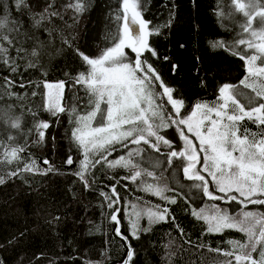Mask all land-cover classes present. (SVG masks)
<instances>
[{
  "label": "trees",
  "instance_id": "16d2710c",
  "mask_svg": "<svg viewBox=\"0 0 264 264\" xmlns=\"http://www.w3.org/2000/svg\"><path fill=\"white\" fill-rule=\"evenodd\" d=\"M240 1L247 5L244 10L234 0H146L143 16L160 29V34L149 37L157 57L150 53L145 56L165 83L173 87L174 98L184 99L182 112L187 109L190 113L197 102H215L219 86L224 82L239 84L245 77L246 60L239 55L250 56L253 51L247 44L240 45L239 40H246L249 29L263 21L260 15L252 21L249 16L264 10V0H255L253 7L249 0ZM75 2L27 0V9L21 12L16 0H0V20L7 21L0 28V37H7L0 38V49H7L0 53V177L6 180L0 185V260L5 264H120L130 244L135 250L133 264H227L228 257L235 255L225 257V252L238 254L229 241L247 243V235L235 229L208 232L205 220L193 216L192 210L204 209L205 213L216 206L237 217L250 210L264 219V206L245 207L239 201H213L204 196L195 187L201 182L185 177L184 158L168 162L171 150H183L175 126L159 129L160 135L172 142L171 149L161 144L157 152L143 142L136 145L130 141L125 142L126 146H115L109 160L121 155L128 158L129 151H139L130 158L135 169L96 165L91 170L90 189H85L74 174L83 151L71 136L75 125L70 116L86 115L90 109L87 85L76 82L78 75H86L90 68L76 49L96 58L121 23L116 19L121 0H87L88 7L82 13L68 7ZM49 4L52 7L45 12ZM52 12L59 15L53 16ZM5 77L14 83H7ZM59 82L64 83L60 103L66 113L53 115L45 105L44 85ZM240 87L246 94L255 95L251 89ZM164 104L171 111L166 98ZM102 107L106 105L102 103ZM42 122L50 127L43 130L44 140L38 143L37 126ZM242 124L241 132L243 128L258 135L264 132V127L251 120L245 119ZM13 148L23 151L6 163L5 153ZM70 155L76 161L71 166L65 162ZM44 159L57 170L47 175L25 171L33 162L41 170L47 168ZM136 170L142 175L133 181L130 177ZM13 171L16 176L11 175ZM206 179L210 190H214L211 179ZM111 185L121 197L117 205L122 210L119 225L111 221L113 210L101 195L110 194ZM148 185L166 186L169 191L164 195L177 203L169 204L153 191H146ZM155 205L167 208L175 220L170 217L167 222L150 224L146 212L149 208L156 211ZM136 213L141 214L139 226L150 228L138 232V238L130 235ZM117 227L129 236L127 241L116 235ZM256 227L258 233L259 225ZM253 257L258 259L256 253Z\"/></svg>",
  "mask_w": 264,
  "mask_h": 264
},
{
  "label": "snow or ice",
  "instance_id": "6c2138e0",
  "mask_svg": "<svg viewBox=\"0 0 264 264\" xmlns=\"http://www.w3.org/2000/svg\"><path fill=\"white\" fill-rule=\"evenodd\" d=\"M27 6V0H16V8L19 11H25ZM249 6H255V0H249ZM51 7L49 4L44 11L48 12ZM68 7L82 13L87 9L88 3L87 0H76ZM239 7L241 10L244 9V5ZM145 9L146 0H121L116 15V19L121 23L112 41L110 43L106 41L105 49L96 58H90L88 54L76 49L78 56L90 68L86 75L81 72L76 79L77 83L87 85L90 110L86 115L70 116V122L75 125L71 136L77 147L83 151V158L79 161V168L74 174L84 183L85 189H90L91 170L96 165L107 164L111 168L131 166L135 169L136 166L132 164L130 158L139 155V151L135 153L129 151L128 158L121 155L118 159L109 160L115 146L117 144L126 146L125 142L130 141L136 145L143 142L157 152L160 151L161 144L171 149L172 142L164 135H160L159 129L175 126L179 138L183 141L184 150H171L167 154L168 162L171 163L172 158H186L187 164L183 167V173L187 179L201 182L195 187L200 189L204 196L213 201L226 199L230 202L239 201L245 207L247 204L264 206V132L258 135L250 133L247 128H243L241 132L245 119L251 120L258 127L264 126V79L260 80L259 86L254 79L264 77V67L256 66L258 61L264 64V42L254 44L240 39V45L247 44L248 48H255L259 53L250 56L246 53L239 55L241 60H246L247 75L239 80V84L224 82L218 87L215 102L211 104L197 102L189 114L187 109L181 111L185 108L184 99L174 98L173 87L165 83L158 69L145 56V53H150L152 57H157L156 50L149 43V37L160 34V29L144 18ZM51 15L57 16L59 13L52 12ZM6 22L0 20V28L4 27ZM252 35H259L264 41V32H253ZM6 51L7 49H0V53ZM4 63L7 64V61ZM176 67L175 64L172 65L173 70ZM12 71L16 69L13 68ZM5 81L9 84L14 83L8 77H5ZM240 86L251 89L255 95L246 94ZM20 87H23V84ZM44 87L49 90L47 107L53 115L66 113L65 107L60 103L64 83H45ZM165 97L167 104L171 105V111L164 104ZM102 103L106 107H102ZM93 121L103 126H93ZM49 127L47 122L37 126L38 143L44 140L43 130ZM185 128L187 133L199 142V152L197 145L186 134ZM151 138H154V141ZM21 151L22 148H13L11 152L5 153V162L17 159V153ZM199 153H203L202 161ZM65 162L69 166L76 163L71 155ZM43 163L48 167L41 170L33 162L25 167V171L47 175L48 172L57 170L47 159H44ZM198 164L201 165L199 170L196 169ZM201 173H207L211 177L214 190H210L209 180ZM11 175L16 176L17 173L13 171ZM141 175L142 172L136 170L130 178L136 181ZM147 175L152 176L153 173L148 172ZM5 183L6 180L0 177V185ZM110 188V194L102 192L101 195L108 202L107 207L113 210L110 214L111 221L119 225L118 216L122 210L117 205L120 204L121 197L115 185H111ZM145 190L153 191L169 204L177 203L176 199L164 195L169 191L166 186L153 188L152 185H148ZM216 192L223 195H217ZM155 208L156 211L149 208L146 212L150 224L167 222L170 217L175 220L167 208L161 209L159 205H155ZM191 214L208 222V232L220 233L224 229H235L247 235V243L229 241L238 254L224 253L226 256L235 255L236 264H264V219L255 212L244 211L242 217H237L228 213L221 214L217 210L209 217L204 214V209L200 211L193 209ZM140 215L136 213L137 220L131 222L130 235L134 238H138V232L150 230L139 226ZM54 219L59 220V217ZM180 231L183 232V229ZM115 233L124 241L129 239L119 227L115 229ZM127 248L123 264H133L135 250L130 244ZM253 253L257 254L258 259L253 257ZM0 264L5 262L0 260ZM227 264H231V261Z\"/></svg>",
  "mask_w": 264,
  "mask_h": 264
},
{
  "label": "rangeland",
  "instance_id": "374dc122",
  "mask_svg": "<svg viewBox=\"0 0 264 264\" xmlns=\"http://www.w3.org/2000/svg\"><path fill=\"white\" fill-rule=\"evenodd\" d=\"M234 2H235L236 6H237L239 9H240L239 5H244V9H245V7L247 6L245 3H243V2L240 1V0H234ZM244 9H243V10H244ZM261 13H264V10H261V11H258V12H254L253 14H250V16H249L250 21H252V19L254 18V16H258V15H260V16L263 17V21H262V22H261V21L259 22L257 28H255V29H249V31H248V38H246V41H251V42H253L254 44H260V43L264 42V41H262V40L260 39V36H259V35H257V36H253V35H252L253 32H256V33L264 32V15H261ZM252 51H253V55H258V54H259L255 48H252ZM256 66H257V67H264V64H261V63L258 61ZM247 67H248V65H247V63H246V67H245V69H246V75H247ZM246 75H245V76H246ZM254 79L256 80V84H257V86H259L260 80H261V79H264V77H262V78H254ZM250 82H251V81H250ZM48 91H49V90L47 89V93H48ZM165 98H166V97H165ZM47 100H48V98H47V95H46V102H45V105H46L47 111H48L50 114H53V112L50 111V110L48 109V107H47ZM89 110H90V109H89ZM89 110H88V111H89ZM190 113H191V112H190ZM190 113H189V114H190ZM98 115H99V114H98ZM104 123H105V124L107 123L106 116H105ZM93 126H103V125L99 124L97 121H93ZM125 127H126V126H125ZM262 127H264V126H262ZM185 132H186L187 135H189V138L193 140V143L197 145V149H198L199 142L196 141L195 138H194L190 133H187L186 128H185ZM183 150H184V144H183ZM183 150H182V151H183ZM198 152H199V149H198ZM199 158L201 159V161L203 160V153H199ZM184 160H185V166H186V164H187V159L184 158ZM200 167H201V165L198 164V165L196 166V169L199 170ZM204 175L206 176V178L211 179V177H209V176L207 175V173H204ZM217 210H219V212H220L221 214L226 213V212H222L221 209H218L216 206H215V207H214V206H211V207H210V208H209L204 214H205V215H208L209 217H211V216H212ZM228 214H229V213H228ZM229 215H230V214H229ZM234 216H236V215H234ZM205 222L207 223V226H209V225H208V222H207V221H205ZM222 255L225 256L224 254H222ZM225 257H227V256H225ZM228 258H229V261H231V262H233L234 264H236V262H235V258H230V257H228Z\"/></svg>",
  "mask_w": 264,
  "mask_h": 264
},
{
  "label": "water",
  "instance_id": "95a60500",
  "mask_svg": "<svg viewBox=\"0 0 264 264\" xmlns=\"http://www.w3.org/2000/svg\"><path fill=\"white\" fill-rule=\"evenodd\" d=\"M125 259V258H124ZM124 259H123V261H124ZM123 261H122V263H120V264H123ZM59 264H75V263H59Z\"/></svg>",
  "mask_w": 264,
  "mask_h": 264
}]
</instances>
